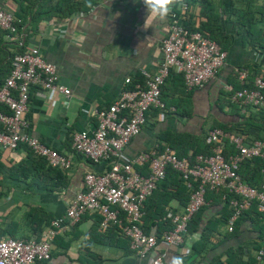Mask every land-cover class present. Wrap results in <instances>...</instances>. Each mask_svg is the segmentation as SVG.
Here are the masks:
<instances>
[{"label":"crops","instance_id":"obj_1","mask_svg":"<svg viewBox=\"0 0 264 264\" xmlns=\"http://www.w3.org/2000/svg\"><path fill=\"white\" fill-rule=\"evenodd\" d=\"M0 1L7 10L20 14L25 13L22 7L29 4L33 12L41 10L42 16L48 14L45 10L53 3H62L61 12H51L40 19L35 28L30 17L21 33L0 29L1 80L11 72L12 54L36 46L43 57L57 67L60 82L72 91L70 103L66 105L63 94L32 86L28 112L33 134L71 156V167L62 169L66 177L63 188L46 190L43 185L47 182L32 165L19 169V163L31 151L29 147L0 149V236L30 239L36 238L39 228L44 226L43 235L53 219L65 217L72 200L85 189L88 172L99 173L108 168L105 161L94 162L76 152L74 134L94 130L98 124L97 110L107 109L124 89L131 88V82L134 85L141 81L143 67L152 72L158 69L163 60L162 46L169 34L171 13L179 11L180 6H174L167 19L160 21L148 17L143 0H78L81 9L68 16L62 15L72 7L68 0ZM38 1L45 6L41 7ZM213 1L215 5H222V31L231 40L226 63L204 87L193 90L185 86L183 74L173 68L163 94L167 108L150 110L147 123L126 147L124 161L143 150L160 147L162 134L203 137L216 119L233 123L241 115H248L243 105H230L225 99L226 85L236 78L241 65L252 63L264 68V50L251 46L245 27L231 12L233 0ZM201 10L199 3L189 4V8L181 12L182 23L186 17L192 22L206 20ZM167 145L165 142L164 146ZM138 168L147 172L146 168ZM46 178L49 183L56 182ZM219 194L206 203L197 231H189L180 246H168L160 240L158 252L164 257L181 255L184 264H261L257 255L264 246V219L244 215L237 220L235 230H229L228 223L222 221L225 202ZM163 204L149 203L144 222L146 230L153 231L157 227L150 216L157 215L155 210L160 206L162 209ZM184 207L177 199L164 206L166 214L171 211L170 216L183 211ZM122 215L127 219L126 214ZM101 221L99 212L85 213L74 227L54 239L51 258L36 264H149L150 257L137 255L122 229L112 225L102 230ZM156 229L159 234L164 230L162 225ZM204 230L208 234L206 239L202 236ZM193 237V242L189 243Z\"/></svg>","mask_w":264,"mask_h":264},{"label":"built area","instance_id":"obj_2","mask_svg":"<svg viewBox=\"0 0 264 264\" xmlns=\"http://www.w3.org/2000/svg\"><path fill=\"white\" fill-rule=\"evenodd\" d=\"M179 6V11L171 13L169 34L162 46L163 60L158 69L152 72L143 67L141 81L124 89L107 109L97 110L98 124L94 130L74 134V150L94 162L105 161L108 168L85 175V189L72 200L65 217L53 219L40 239L0 236V264H36L49 260L54 239L74 227L90 211L102 215V230L124 224L123 233L130 239L133 250L140 257L149 256V264H165L164 254L157 250L160 240L168 246H180L185 241L190 221L206 205L208 189L224 188L233 194L229 203L232 207L227 222L229 230H233L237 220L254 205L264 212V182L259 186L251 185L238 173L246 159H264V139L248 143L242 134L213 127L206 135L212 152L198 154L194 160L180 157L171 146L143 150L132 159L123 160L126 147L147 123L150 110L167 108L162 87L173 68L183 73L186 87L193 90L204 87L227 61L228 51L220 43L182 23L181 12L189 8L188 2L182 0ZM0 29L10 33L18 31L15 14L1 1ZM238 73L240 82L246 84L248 71L242 68ZM35 85L63 94L64 103H70L71 89L60 82L57 67L43 57L38 47L32 46L14 55L11 72L0 87V149L17 150L24 145L35 155L45 157L50 165L67 170L72 164L71 156L42 141L31 130L28 112L31 87ZM226 89L233 91L231 84H227ZM231 100L254 108L264 107V78L256 76L252 87L235 90ZM227 140L235 147L234 151H226ZM138 167L146 168L147 172ZM169 167L179 172L191 190L190 199L183 211L171 216L170 227L161 234L157 227L146 231L145 203L166 178ZM122 212L126 214V221L121 217ZM257 259L264 262V246L258 251Z\"/></svg>","mask_w":264,"mask_h":264},{"label":"trees","instance_id":"obj_3","mask_svg":"<svg viewBox=\"0 0 264 264\" xmlns=\"http://www.w3.org/2000/svg\"><path fill=\"white\" fill-rule=\"evenodd\" d=\"M31 2V0H27ZM52 1V0H49ZM72 7H69L67 12H63L62 15L72 14L80 10L79 7L80 2L78 0H68ZM190 5L199 3L202 7L201 14L206 17V20L192 22L191 20L186 17L184 19L183 24L189 28L190 30H199L205 36L216 40L224 50H228L231 46V40L228 36H226L222 31V24H221V16H222V5L219 3L215 5L213 0H186ZM37 4H41L45 6V4L41 1H38ZM29 6V7H28ZM62 7V3L57 1L53 3L50 8H48L46 15L42 16L40 13L41 10H37L33 12L30 8V5L27 4L22 9L25 11L24 14H20L18 12H14L16 16V25L18 31L17 33L23 32V29L26 24L27 18H32V23L34 24L33 27L35 28L37 22L40 19H43L45 16L50 15L51 12L57 13L59 9ZM61 12V10L59 11ZM231 12L238 18L240 23L245 27L248 41L250 42L253 48H262L264 50V0H233ZM68 16V15H67ZM9 32V31H8ZM14 34V33H12ZM22 49L25 47L24 44L20 46ZM14 54L11 55V59L13 60ZM11 60V66H12ZM246 69L248 71L249 77L248 82L246 84H242L239 80V73L238 69L236 71V78L232 79L229 84L232 85L233 91H227L225 99L228 101L230 105L237 106L239 103L235 104L231 100V95L238 89H244L246 87H252L254 78L256 76H262L264 78V68L256 67L254 64H246L241 65L239 69ZM12 69V68H11ZM173 70V69H172ZM171 70V72H172ZM170 72V75H171ZM181 73V72H180ZM183 74V73H181ZM5 75V74H4ZM169 75V77H170ZM2 74H0V87L4 83V80H1ZM168 77V78H169ZM184 77V75H183ZM167 78V80H168ZM166 80V82H167ZM184 84H185V79ZM165 84L162 87V98L164 94ZM133 82L129 84L131 88L133 87ZM186 86V85H185ZM225 96V95H224ZM242 108L248 110V115H241L240 119L236 122L230 123L220 120H215L213 127H221L226 131H229L233 134H242L245 136V140L250 143L256 139H264V107L261 108H254L251 106L243 105ZM206 135L203 137H196L190 134H171L166 133L162 134L160 137V147L158 150H162L165 148V142L173 147L180 157L188 156L190 159L194 160L198 154H210L212 152V145L206 142ZM164 143V144H162ZM167 145V146H168ZM192 150V151H191ZM235 150L233 144L226 141V151L232 152ZM192 152V153H191ZM32 165L34 169H38L41 173V176L47 182L43 185L46 190L55 191L60 190L63 188L65 184V174L63 170L59 167H55L49 164L45 157H41L38 155H34L32 151L29 152L28 157L23 160V162L19 163V169H22L23 166ZM238 173L240 176L249 184L254 186H259L264 182V159L260 157L246 159L240 166ZM27 177V174L25 175ZM41 177V178H42ZM52 180H56V182L49 183L47 178ZM39 184V183H38ZM222 190V191H221ZM220 193V194H219ZM223 199L225 202V215L223 216L224 222H228L230 215L232 214V207L230 206V198L233 196L231 192L224 188L218 189H208L206 194V203L210 200L211 197H217V195ZM191 195V190L186 186L184 180L181 178L178 171L169 167L167 170L166 178L158 185V188L154 191V193L147 199L145 203V214H147V208L149 209V203H164L161 209V206L158 209H153L157 212V215L154 213L150 217L153 221V225H156L158 228L162 225L163 228L170 227V212L166 214L167 209L164 208L166 204L168 205L173 199H177L180 203H184L185 206L187 205ZM205 205L193 216L192 220L189 223L188 232L189 231H197L200 227V223L202 220V215L205 210ZM121 213V217L125 220L126 218L123 217ZM173 215V214H172ZM244 215H248V217L253 218L254 216H258L261 219H264V212H260L257 209V206L254 205L250 210L246 211L241 217ZM239 220V219H238ZM144 216V222H145ZM239 223V222H238ZM238 223H236L238 225ZM50 224V223H49ZM48 224V225H49ZM235 224L234 230L237 227ZM46 225L45 227H47ZM151 225L150 228L153 226ZM120 230H123L124 224H115ZM44 228V226L42 227ZM42 228H39V235L36 238L42 237ZM145 229V228H144ZM146 230V229H145ZM148 231V230H146ZM264 231V230H263ZM187 232V233H188ZM186 233V234H187ZM124 234V233H123ZM125 235V234H124ZM204 239L208 237V234L204 232L202 233ZM263 238V236H262ZM204 243V242H203ZM197 250V247H195ZM261 264H264V262Z\"/></svg>","mask_w":264,"mask_h":264},{"label":"clouds","instance_id":"obj_4","mask_svg":"<svg viewBox=\"0 0 264 264\" xmlns=\"http://www.w3.org/2000/svg\"><path fill=\"white\" fill-rule=\"evenodd\" d=\"M143 3L148 11V17L153 16L160 21H164L172 12L174 6L182 5V0H143ZM193 240L194 237L189 243L193 242ZM164 259L165 264H184V259L181 255H166Z\"/></svg>","mask_w":264,"mask_h":264},{"label":"rangeland","instance_id":"obj_5","mask_svg":"<svg viewBox=\"0 0 264 264\" xmlns=\"http://www.w3.org/2000/svg\"><path fill=\"white\" fill-rule=\"evenodd\" d=\"M208 124H210V122H208Z\"/></svg>","mask_w":264,"mask_h":264}]
</instances>
